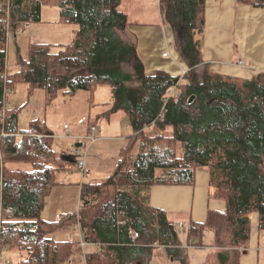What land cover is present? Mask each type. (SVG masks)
Listing matches in <instances>:
<instances>
[{
  "label": "trees",
  "instance_id": "trees-1",
  "mask_svg": "<svg viewBox=\"0 0 264 264\" xmlns=\"http://www.w3.org/2000/svg\"><path fill=\"white\" fill-rule=\"evenodd\" d=\"M121 3L0 0L1 251L11 264H152L155 247L163 246L173 262L188 264L179 228L167 211L151 204V190L158 184L193 185L197 169L205 167L215 197L226 208L209 210L205 223L191 222L188 242L204 246L202 232L211 227L220 250L209 253L206 264H239L253 212L264 229V71L245 78L210 69L202 40L206 0L160 2L163 21L173 29L187 65L182 75L147 74L141 63L126 70L137 41L123 34L130 23ZM236 3L264 11V0ZM46 5L59 8L55 22L77 26L73 41L31 42L28 58L18 54L20 69L9 73V36L26 23L42 22ZM20 82L28 85L29 94L44 90L48 102L60 91L75 94L108 84L112 100L105 115L128 117L131 132L116 167L105 179L81 185L79 213L62 214L56 221L42 216L45 198L61 184L59 172L76 158L56 150L53 132L39 120L19 128L21 107L8 105L7 99ZM65 226L78 228L81 237L51 236ZM83 243L95 247L86 249Z\"/></svg>",
  "mask_w": 264,
  "mask_h": 264
},
{
  "label": "crops",
  "instance_id": "crops-1",
  "mask_svg": "<svg viewBox=\"0 0 264 264\" xmlns=\"http://www.w3.org/2000/svg\"><path fill=\"white\" fill-rule=\"evenodd\" d=\"M205 13L206 24L202 35L203 54L205 62L210 69L217 73L245 78H251L263 72V9L250 5H238L236 0H206ZM125 31H127V36L130 39L134 38L131 34L135 35L138 47L133 58L137 60V63L144 65L147 74H154L157 70H164L172 75H182L187 70V65L176 46L175 33L171 26L163 21L162 16L159 25L155 23L150 28L128 26ZM151 31L159 32V42L153 50L150 49V45H153L150 38L152 36ZM164 53L168 54L164 55ZM240 60L243 61V64L238 63ZM109 103L111 101L105 103L107 108ZM106 109L101 114L110 119L112 114L109 116L105 115ZM91 126L96 127V122L93 121ZM127 127L129 130L128 136L131 132L129 120ZM96 137L98 140V136ZM76 146L83 147V144L79 143ZM72 149H68L70 154ZM72 168V171H75L77 175H74L72 180L68 182L60 181L61 184L55 188L56 190H53L45 198L42 216L47 221H56L62 214L77 211L78 198H81L80 184L82 185L86 181H83L84 178H82L80 182V170L77 163ZM89 169L90 177L92 168L89 167ZM100 180L94 179L92 181ZM59 189L65 190V195H61L64 196L62 199L57 198L58 194L63 193L59 192ZM76 196L78 197L77 203L74 200ZM151 204L173 214L178 220L177 222L174 221L177 226L184 227L186 225L185 221L188 222L187 231L191 222L205 223L209 210L223 211L226 208V202L215 197V188L210 184V171L205 167L197 169L193 185H154L151 190ZM250 219L249 243L240 257L239 264H264V229L259 228V219L256 212L250 215ZM73 228L78 230V228ZM187 231L180 234V236L183 247H187L188 251L190 247L195 246L190 245L188 242ZM70 236L74 238L73 234H70ZM79 237H81L80 230ZM203 237L204 239L206 238V241ZM201 239L205 245L200 246V248L208 247L211 250L209 253L220 250L214 245L215 233L213 228L206 227L202 232ZM84 247L94 248L95 246L85 244ZM160 247L165 251L168 260H171L167 255L166 249L163 246ZM152 264H160L159 258L155 257V250ZM174 264L178 263L174 262Z\"/></svg>",
  "mask_w": 264,
  "mask_h": 264
},
{
  "label": "rangeland",
  "instance_id": "rangeland-1",
  "mask_svg": "<svg viewBox=\"0 0 264 264\" xmlns=\"http://www.w3.org/2000/svg\"><path fill=\"white\" fill-rule=\"evenodd\" d=\"M160 2L161 0H122L121 10L128 15L129 27L150 28L155 23L159 25L161 20ZM42 19L43 21L40 23L24 24L18 29L17 35L9 36L7 56V70L9 73H14L20 69L18 54L22 58H28L31 42L68 44L73 41L77 26L55 22L59 19V8L57 6H44ZM123 32L124 36L131 40L125 29ZM151 33L150 38L153 45H150V49L153 50L159 42V32L151 31ZM136 63L135 58H129L126 60L124 67L126 70H132ZM171 92H175V88L170 90V94ZM111 100V87L108 84H98L91 91L79 90L75 94L60 91L51 102H48L44 90L35 89L29 94L28 85L20 82L16 84L13 90L9 91L7 103L10 106L21 107L19 115L20 129H28L30 122L35 119L46 124L54 134L56 150L61 152H68V149L76 147L79 143L83 144L82 148H86L90 142L88 130L92 122L95 121L97 131L94 135L95 137L98 136L99 139L97 140L96 137V140L91 142L85 156L87 167L92 168L91 176L83 179L87 182L94 179H105L116 167L120 158V151L127 144L126 136L129 132L127 115L118 112L112 114L108 119L101 114L107 108L105 103ZM65 125L68 126V130L65 129ZM16 165L21 168H30V164L20 163ZM71 168L59 172L58 180L67 182L72 180V177L77 173L72 171L74 168ZM81 176L82 174L79 172L80 182L82 181ZM62 190L59 189V192L63 193L57 195L58 199H62L64 196L61 195H65V190ZM77 198V196L74 198L76 203ZM78 202L76 209L79 213L84 200L78 198ZM169 215L173 221H178L173 214L169 213ZM185 224L184 227L178 226L180 234L187 231L188 222L185 221ZM70 234H73L74 238L79 237V231L75 230L73 226L60 227L52 232L51 236L56 240H70L72 239ZM204 240L206 241V238ZM184 248L187 247L184 246ZM245 249L242 248L241 255ZM209 251L211 250L208 247H190L188 249V264H206ZM2 254L5 257V249ZM8 255L13 262L19 260V257H15L12 251L8 252ZM155 257L159 258L160 264H174L172 260H168L165 251L160 246L155 247Z\"/></svg>",
  "mask_w": 264,
  "mask_h": 264
},
{
  "label": "built area",
  "instance_id": "built-area-1",
  "mask_svg": "<svg viewBox=\"0 0 264 264\" xmlns=\"http://www.w3.org/2000/svg\"><path fill=\"white\" fill-rule=\"evenodd\" d=\"M167 54L168 53H164V55H167ZM238 63L239 64H243V61L240 60ZM172 93H174V92H171V94ZM4 111H5V109H4ZM4 111L2 113H0V119L3 118ZM65 129L68 130V126L67 125H65ZM95 132H96V127L95 126H91L90 132L88 134L90 136L89 137L90 142H89L88 146L91 144V142H94L96 140V137L94 135ZM68 134H69V132H68ZM88 146L86 148H82L80 146H76L71 151V154L76 158L77 166L80 169V172L82 174V178H84V179L90 175V169L87 167V163H86V159H85ZM80 234H81V231H80ZM134 235L138 236V233L135 232ZM1 252L2 251H1V246H0V264H11V260L8 259V258L3 257Z\"/></svg>",
  "mask_w": 264,
  "mask_h": 264
},
{
  "label": "water",
  "instance_id": "water-1",
  "mask_svg": "<svg viewBox=\"0 0 264 264\" xmlns=\"http://www.w3.org/2000/svg\"><path fill=\"white\" fill-rule=\"evenodd\" d=\"M193 99H194V96H191L190 99H189V101L191 102Z\"/></svg>",
  "mask_w": 264,
  "mask_h": 264
}]
</instances>
